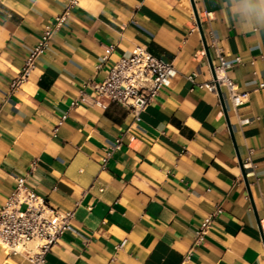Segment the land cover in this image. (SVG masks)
<instances>
[{
  "label": "crops",
  "instance_id": "crops-1",
  "mask_svg": "<svg viewBox=\"0 0 264 264\" xmlns=\"http://www.w3.org/2000/svg\"><path fill=\"white\" fill-rule=\"evenodd\" d=\"M71 2L0 0V208L25 177L51 205L75 209L73 229L45 264H264L259 0ZM67 8L28 80L14 87L45 28ZM204 38L214 67V41L233 64L226 74L249 93L243 106L226 86L222 99L211 87ZM139 46L174 69L136 122L93 83ZM118 139L121 149L103 166ZM0 264L30 262L0 246Z\"/></svg>",
  "mask_w": 264,
  "mask_h": 264
},
{
  "label": "built area",
  "instance_id": "built-area-1",
  "mask_svg": "<svg viewBox=\"0 0 264 264\" xmlns=\"http://www.w3.org/2000/svg\"><path fill=\"white\" fill-rule=\"evenodd\" d=\"M77 0H72L75 5ZM69 8L56 17L55 25H48L35 49L26 59L20 75L13 81L17 87L26 82L36 66L37 58L43 54L50 44L53 34L66 22ZM212 18V13H207ZM214 45L217 51L220 65L215 67L217 79L211 83V87L217 90V83L226 86L233 94L234 104L243 106L249 99L248 92H237L236 82L230 79L226 71L233 64L226 60L221 47ZM241 62V57L236 59ZM173 64L154 56L146 47H137L130 56L123 57L108 70L106 78L101 82L93 83L95 89L102 97L124 105L129 108L136 122L141 121L142 113L159 95L163 85L172 77ZM195 74L189 79L195 83ZM264 87V84H261ZM63 118L59 125L63 123ZM122 139H118L114 147L107 151L103 160V166L113 152L121 149ZM219 207L205 219L200 230L201 238L214 219L222 214ZM75 209L63 210L49 203L25 184V177L18 179L16 189L10 195L8 201L0 208V246L13 255L25 256L30 264H45L46 256L59 243L62 237L73 229ZM264 229V221L261 222ZM126 244L124 240L119 247Z\"/></svg>",
  "mask_w": 264,
  "mask_h": 264
},
{
  "label": "water",
  "instance_id": "water-1",
  "mask_svg": "<svg viewBox=\"0 0 264 264\" xmlns=\"http://www.w3.org/2000/svg\"><path fill=\"white\" fill-rule=\"evenodd\" d=\"M192 1H193V3H194V0H192ZM195 12H196V16H197L198 24H199V26L201 27V21H200V18H199L198 12H197V10H196V7H195ZM204 44H205V49H206V52H207L208 58H209V60H210L211 66H212L213 71H214V78H215V80H216V79H217V74H216V71H215V67H214V65H213V61H212V59H211L210 49H209V46H208L207 41H206L205 38H204ZM216 85H217V90H218V92H219V95H220V97H221V99H222L221 86H220L219 83H217ZM224 109H225L226 116L228 117L227 110H226V108H224ZM242 164H243V163H242ZM246 174H247V173H246V170H244V175L246 176Z\"/></svg>",
  "mask_w": 264,
  "mask_h": 264
},
{
  "label": "clouds",
  "instance_id": "clouds-1",
  "mask_svg": "<svg viewBox=\"0 0 264 264\" xmlns=\"http://www.w3.org/2000/svg\"><path fill=\"white\" fill-rule=\"evenodd\" d=\"M256 7L259 10V14L264 16V0H259V4Z\"/></svg>",
  "mask_w": 264,
  "mask_h": 264
}]
</instances>
